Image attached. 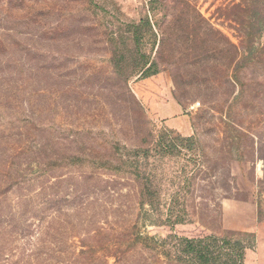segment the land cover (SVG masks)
Returning a JSON list of instances; mask_svg holds the SVG:
<instances>
[{"label":"rangeland","instance_id":"obj_1","mask_svg":"<svg viewBox=\"0 0 264 264\" xmlns=\"http://www.w3.org/2000/svg\"><path fill=\"white\" fill-rule=\"evenodd\" d=\"M263 5L0 0V264H199L169 235L230 237L255 250ZM145 61L156 66L141 77ZM167 129L192 136V149L174 140L162 155ZM137 160L163 213L177 194L185 223L141 206ZM256 223L262 234L249 230Z\"/></svg>","mask_w":264,"mask_h":264},{"label":"trees","instance_id":"obj_2","mask_svg":"<svg viewBox=\"0 0 264 264\" xmlns=\"http://www.w3.org/2000/svg\"><path fill=\"white\" fill-rule=\"evenodd\" d=\"M264 9V5L261 7ZM156 63L153 61H145L142 65H140L138 74L141 77L147 75L154 67ZM172 139L168 141V139ZM180 141L182 144H188V149H192L191 143L194 142L192 136L184 137L181 134L167 129L164 133L159 136L158 144L162 145L163 153L162 155H166L169 152L173 151V144L171 142ZM174 142V143H175ZM167 144V145H163ZM152 152V148H147L143 150L142 158L149 159V156ZM133 166L136 170L134 175H137L139 179H137L141 183V197L144 199L140 201L141 206L148 204L152 211H156V215L158 216V220L162 223H169L171 225L185 223L187 219L182 215V212L175 206V203L178 202V195L173 194L170 196V203L166 204V213H163V209L160 206V192L156 189L154 177L152 173L146 175L141 178L142 167L140 166L139 160L133 163ZM155 224V223H152ZM100 233H103V230L100 229ZM155 238V237H154ZM168 239H175V248L177 253L182 256L186 253L193 255L199 264H223L222 259H225L224 264H245V255L246 250L248 249V245L241 240H234L230 237H219L216 235H207L204 237L197 238H189L182 236H173L169 235L166 237ZM165 238V239H166ZM145 239L153 240V237L146 236ZM132 240V239H130ZM166 243V241H164ZM116 246V244H114ZM165 248V245L163 246ZM105 249L108 251L113 250V247L107 243L104 245Z\"/></svg>","mask_w":264,"mask_h":264},{"label":"crops","instance_id":"obj_3","mask_svg":"<svg viewBox=\"0 0 264 264\" xmlns=\"http://www.w3.org/2000/svg\"><path fill=\"white\" fill-rule=\"evenodd\" d=\"M249 230H252V232H259V226L256 223L255 225L250 226ZM264 264V234L263 236H260V241L257 244V247L255 250L248 249L246 251L245 255V264Z\"/></svg>","mask_w":264,"mask_h":264}]
</instances>
